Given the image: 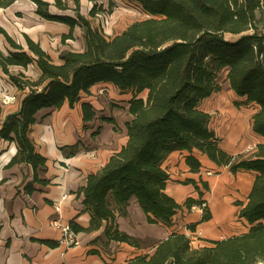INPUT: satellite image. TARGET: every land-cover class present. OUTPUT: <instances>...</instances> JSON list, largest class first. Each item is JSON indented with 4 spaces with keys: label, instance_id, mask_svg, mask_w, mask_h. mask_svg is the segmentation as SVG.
I'll return each instance as SVG.
<instances>
[{
    "label": "trees",
    "instance_id": "trees-1",
    "mask_svg": "<svg viewBox=\"0 0 264 264\" xmlns=\"http://www.w3.org/2000/svg\"><path fill=\"white\" fill-rule=\"evenodd\" d=\"M32 1L40 17L69 25L64 38H71L78 25L84 49L62 51L61 63L56 64L37 42L25 37V50L0 27L11 47L6 54L0 51V69L24 93L18 109L1 122L0 137L17 147L8 165L26 163L34 173L44 167L46 158L29 137L35 114L43 108L59 109L64 103L72 108L95 83H111L120 93L131 94L127 101L131 118L125 122L127 139L97 172L87 175L77 195L82 194L89 225L83 228L72 221V230L90 233L105 223L107 240L139 247L134 237L118 229L117 216L126 215L134 197L148 223L170 226L179 211L205 202L189 197L178 204L165 192L169 174L162 163L171 152L186 150V164L197 172L200 162L192 154L196 150L232 173L255 172L246 202L236 203L237 215L248 223V230L197 247L185 233L171 232L157 241L151 252L135 255L125 264H256L264 260V142L247 153L225 152L209 126L210 114L200 107L205 98L220 91L218 74L224 70L234 94L244 105L255 106L251 129L264 137L263 0H134L148 17L112 37L103 35L79 13V0H73L76 19L51 14L44 0ZM89 1V15L94 16L97 0ZM12 2L0 0V7ZM54 5L67 9L62 0H54ZM226 34L235 38L229 40ZM33 63L39 70L35 79L22 71H10ZM81 112L84 122L95 115L93 106L85 101ZM75 147L70 148L75 151ZM33 181L46 184L35 174ZM186 182H192L202 195L193 180ZM201 182L208 190L207 182ZM24 190L30 193L32 183ZM209 218L205 206L201 221ZM187 228L194 231L195 224Z\"/></svg>",
    "mask_w": 264,
    "mask_h": 264
},
{
    "label": "crops",
    "instance_id": "crops-1",
    "mask_svg": "<svg viewBox=\"0 0 264 264\" xmlns=\"http://www.w3.org/2000/svg\"><path fill=\"white\" fill-rule=\"evenodd\" d=\"M44 1L49 3L48 11L51 14L76 19L73 0H62L67 9L56 7L54 0ZM100 2L103 3V0ZM133 2L138 5L136 1ZM91 6V1L79 0V13L87 20L86 13ZM0 27L25 50V37L37 42L56 64L61 63L59 54L62 51L84 49L82 30L78 25L72 29V37L79 33L78 48L65 49L68 40L72 39L64 38L70 31L69 25L40 17L32 0H14L7 7H0ZM126 27L127 25L121 32ZM8 50H11V47L0 34V51L6 54ZM28 66L34 67L37 77L39 70L36 64ZM28 66H14L10 71L16 68L26 74ZM9 86L14 92L21 93V96L18 102L0 112V127L4 117L18 109L24 95L13 85ZM103 91H107L111 99L117 97L122 101L127 113L123 122L118 123L109 114L106 101L99 95ZM211 96L200 104L206 112L208 111L204 108V103ZM130 97V93H120L111 83L98 82L90 87L89 94H82L72 108L64 103L59 109L39 110L35 114L36 121L29 130V137L36 151L46 158V163L44 167H38L35 173L26 163L8 165L17 147L14 142L0 137V264H125L135 255L151 252L156 242L171 232L185 233L190 224H195L194 231L189 230L192 234L198 235L199 231L202 233L197 236V244L194 247L208 245L211 240L239 235L248 230V223L237 215L239 206L236 203L246 202L255 172L240 170L232 173L227 167L218 166L196 150L192 154L199 160L200 168L197 172H192L185 161L189 152L176 150L162 163V167L169 174L165 192L178 204H183L189 197L195 200L209 199L208 220L201 221L203 213L200 210L183 209L173 217L170 226L148 223L144 212L132 197L126 207V215L117 216L116 222L119 230L138 241L139 247L107 240L104 235L105 223L96 231L79 232L80 244L76 247H66L58 243L60 231L50 225V221L58 215L56 205H59L63 222L73 221L83 228L89 225L90 217L82 203V194L77 195V192L85 185L87 175L97 172L109 157L125 144V122L131 118L127 104ZM84 101L89 102L95 112L94 117L86 122L82 120L81 112V103ZM233 106L232 104L226 109L229 112V120L225 123L224 130L229 133L228 141L218 136L220 148L232 155L246 152L253 149L257 143L264 142V137L251 129V116L256 110L255 106H245L247 111H250L249 137L242 136L243 121L233 111ZM103 118H111L112 121ZM212 121L213 118L210 117V127ZM238 122L241 123L238 125ZM104 134L106 138H102ZM71 146H76L75 151L71 150ZM207 171L214 174L207 175ZM34 174L39 180H45L46 184L34 182ZM188 179L195 182L202 192L201 196L192 182H186ZM201 181L207 182L208 190L202 187ZM27 183H32L33 186L30 193L24 190ZM232 216L238 219L244 230H232L229 223ZM145 242H149V246ZM195 242L191 241V244Z\"/></svg>",
    "mask_w": 264,
    "mask_h": 264
},
{
    "label": "rangeland",
    "instance_id": "rangeland-1",
    "mask_svg": "<svg viewBox=\"0 0 264 264\" xmlns=\"http://www.w3.org/2000/svg\"><path fill=\"white\" fill-rule=\"evenodd\" d=\"M133 1L134 0H103V3H101L100 0H98L97 13L94 16H90L89 12H87L86 17L88 18L92 27L97 28L103 35L107 37H112L115 34L120 33L121 30L126 25L128 26L134 21L145 19L144 18L145 16L142 17L137 13L136 10L137 6ZM263 6H264V0H263ZM78 34L79 33H75V37H72L71 40L70 39L68 40L65 49L78 48V40H79ZM225 37L229 40H233L235 38V36H232L230 34H226ZM11 70L13 73H17L18 71H20L17 70L16 68H12ZM25 72H26L25 75H27L31 79L37 78L35 76L34 67L28 66ZM218 75H219L218 82L220 84L221 89L220 91L214 93L204 103V108L213 118L211 128L215 131V133L217 134V136H219V138H221L226 142L228 141L229 133L226 130H224L225 123L229 120V116H228L229 112L226 109L228 106H232L233 104L234 105L233 111L243 121L242 136L244 135V137H249L250 128L248 127V118L250 111H247L245 107L246 105L242 103L243 99L237 98L234 92L229 88V84L225 79L224 70L220 71ZM9 85L12 84L9 81L8 76H6L4 73L0 71V112L6 110L7 106L14 105L16 102H18L21 96V93H16L13 91V89H10ZM102 93H99V95L102 97V100H104V102L106 101L109 109V114H111L115 118V121L116 120L118 121V123H120V121L123 122L127 118V113L124 105L122 104V101H120V99H118L117 97L111 99L107 91H103ZM6 96H14L15 99L13 101L6 102L5 101ZM235 105L237 106L235 107ZM98 111L103 112V110L101 109H98ZM102 138H106V135L104 134ZM251 150L253 149H249L248 151L242 153H247L250 152ZM211 174H214V172H211ZM204 201L206 206L208 207L210 203L209 199L208 200L206 199ZM238 222H239L238 219L232 216L229 222L230 226L232 227V230L235 231L244 230L242 224ZM185 234L190 237L192 242H195L196 239H198L197 236L198 235L200 236L202 233L199 231L197 232L198 235H196V234H192L189 230H187ZM145 244L149 246V242H145ZM196 244H197L196 242L192 243L193 246H195ZM256 264H264V260L257 262Z\"/></svg>",
    "mask_w": 264,
    "mask_h": 264
},
{
    "label": "built area",
    "instance_id": "built-area-1",
    "mask_svg": "<svg viewBox=\"0 0 264 264\" xmlns=\"http://www.w3.org/2000/svg\"><path fill=\"white\" fill-rule=\"evenodd\" d=\"M137 13L141 15L144 18L148 17V14L145 13L142 9V7L138 4L137 5ZM15 99L14 96H6L5 101L10 102ZM208 175L211 174L210 171L206 172ZM206 206L205 202H202L201 204H194L191 206L190 210H200L202 211L203 208ZM56 213L58 214L57 217L53 218L50 221V225L52 227L57 228L60 231V236L58 238V243L65 245L66 247H76L80 244L78 233L74 232L72 228L70 227L69 223H65L62 221L59 211V205L55 206Z\"/></svg>",
    "mask_w": 264,
    "mask_h": 264
},
{
    "label": "bare ground",
    "instance_id": "bare-ground-1",
    "mask_svg": "<svg viewBox=\"0 0 264 264\" xmlns=\"http://www.w3.org/2000/svg\"><path fill=\"white\" fill-rule=\"evenodd\" d=\"M241 122H238V125L240 124Z\"/></svg>",
    "mask_w": 264,
    "mask_h": 264
}]
</instances>
